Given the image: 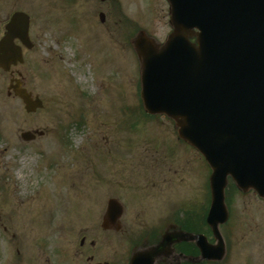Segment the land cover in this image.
<instances>
[{"label": "rangeland", "instance_id": "1", "mask_svg": "<svg viewBox=\"0 0 264 264\" xmlns=\"http://www.w3.org/2000/svg\"><path fill=\"white\" fill-rule=\"evenodd\" d=\"M16 10L32 16L35 46L27 50L26 63L13 70L22 72L26 87L45 107L28 113L22 99L8 93L11 74L0 70V264H90L92 239L102 255L98 261L125 258L123 234L104 231L100 222L106 198L119 189L115 160L106 156L115 146L103 138L108 130H131L140 184L149 179L146 167L139 166L144 148L150 153L166 144L170 154L180 153L171 170L160 166L167 173L151 192L156 193L152 209L134 210L147 198L128 200L134 210L123 218L133 233L128 243L156 216H168L167 221L189 210L195 214L201 202L204 213L210 205L207 163L186 150L172 120L146 117L139 99L140 66L131 39L144 29L165 41L172 29L167 1L0 0V37ZM42 130L45 134L35 140L22 137ZM36 193L34 201L26 200ZM227 194L241 200L250 196L233 186ZM232 205L233 218L221 227L230 250L226 264H264L262 204L255 199ZM38 212L46 219L32 220ZM53 214L56 218H50ZM88 227L91 234L81 232ZM83 234L87 247L79 245ZM78 249L87 253L80 257Z\"/></svg>", "mask_w": 264, "mask_h": 264}, {"label": "water", "instance_id": "2", "mask_svg": "<svg viewBox=\"0 0 264 264\" xmlns=\"http://www.w3.org/2000/svg\"><path fill=\"white\" fill-rule=\"evenodd\" d=\"M168 1L173 32L167 40L158 43L143 30L132 39L140 58L142 99L150 114L175 120L180 137L210 164L213 198L208 220L219 242L213 247L199 244L204 257L222 259L227 249L219 225L229 218V178L241 190L255 189L264 197V0ZM30 23L31 16L16 12L6 25L0 40L4 71L24 63L23 49L15 41L20 38L32 47ZM16 82L12 88L28 112L44 106L23 82ZM35 136L22 134L28 141ZM163 238L152 251L135 252L131 264H153L158 255L172 251L174 243L195 236L179 231Z\"/></svg>", "mask_w": 264, "mask_h": 264}, {"label": "flooded vegetation", "instance_id": "3", "mask_svg": "<svg viewBox=\"0 0 264 264\" xmlns=\"http://www.w3.org/2000/svg\"><path fill=\"white\" fill-rule=\"evenodd\" d=\"M16 74V72H14ZM104 139L108 140V142H113L115 146H109L108 152L106 153V156L112 158L115 160L114 165V177L116 178L115 184L119 186V189L116 190L114 193L111 194V196L107 197L108 200L107 205L104 208V212L101 214L102 220V228L107 231H118L123 234V241L125 243L124 248H126L125 251V258H115L112 261H98L99 255L96 252V242L94 239H92L90 245H92V251L87 257V260L90 264H130L131 263V256L133 254L132 251L136 250L138 248L139 251H143L144 253H147L149 250L152 251L157 244H160L163 239V234H167L169 232L175 233L176 231L179 232L177 227L182 229L185 233L193 234L197 236V239L188 240L185 238L184 240H180L179 243L174 244V250H175V256L174 257H161L159 256L153 264H226L227 260L223 261H210L205 260L202 258V251L201 248L198 245V242H200L199 237L201 235L205 236L206 239H208L209 243L213 244L215 242L214 239V232L213 228L210 227L208 223V217L207 213L209 211V207L205 208L203 213V204L204 202H201L202 206H199L196 210V213L193 214L192 211H187L185 216L176 217L165 219L168 217L160 216L157 218L154 224L149 226H140V234L137 237V239H132L131 244L128 243L129 236H132L130 232V228L125 229V224L123 221L124 216H126L127 211H134V210H145L150 207L152 209V203L155 202V199L152 200L156 196V193H152V191H155L157 182H159V176H164L167 171L160 170V166H166L169 165V170L173 168V166H170V163L173 164L172 160H175L179 155L177 153L170 154L172 151H169L170 149L167 148V145L164 144V146H155L153 147V150L150 151V153H147V148H144V151L142 152V155H144L145 158L142 159L141 163L139 164L140 167H146L147 169V176L149 177L148 181L142 182L143 184L138 183L139 177L137 176V165H136V154H135V148L134 144L130 143V138L132 137V132L128 128H119L115 130H108V132H105ZM87 137V136H86ZM91 140L90 138H87L86 141ZM85 141V142H86ZM93 141V140H92ZM84 142V141H83ZM185 148L188 151V149L196 153L197 156H202L199 151H196L193 149L189 144L184 143ZM116 149V150H115ZM179 148L177 146L175 147V152H178ZM164 155V156H162ZM171 155V156H170ZM177 155V156H176ZM101 157V156H100ZM102 158V157H101ZM105 156L102 158L104 159ZM170 159V160H169ZM169 160V162H168ZM168 162V164H167ZM99 176V175H98ZM106 181V175L104 176ZM168 182L167 175L165 176L164 183ZM235 190L238 191V193L241 194H247L250 195L249 197H245L244 199H238L237 197H229L228 205L230 208V221L233 218V201H244V200H257L259 204H262V207L264 208V198L257 193V191L254 189H251L246 192H242L237 188V186L232 185ZM231 186V187H232ZM162 193L165 192V189L159 190ZM134 193H137L139 195L134 196ZM165 195L168 194L167 191L164 193ZM169 195V194H168ZM159 196V195H158ZM38 197V194L36 193L34 196H29L26 199L27 201H34ZM133 197H141V198H147L144 199L139 207L134 208V210H131L130 203L128 200H130ZM115 199L118 201L117 203L112 202V200ZM37 203V201H35ZM112 202V204H111ZM210 204V201L207 203ZM112 205V207H111ZM157 205V204H156ZM186 205V204H185ZM112 209H111V208ZM202 211V212H201ZM112 212H123V214H117L118 217H113L109 215V213ZM108 213V215H106ZM232 214V215H231ZM116 215V216H117ZM50 218H56V215H51ZM32 220L35 219H46L45 216H41L38 212V215L32 216ZM105 219V221H104ZM1 221V220H0ZM11 221H14V218H11ZM229 221V223H230ZM176 222V223H174ZM227 223V224H229ZM160 224L163 225V228L159 230ZM226 224V225H227ZM165 226V227H164ZM228 226V225H227ZM93 227H88L87 229H83L81 232H88L91 234V230ZM90 236V235H89ZM13 237H16V233H13ZM87 238L88 235L83 234L82 238H80L81 247H87ZM94 246V247H93ZM79 247V249L81 248ZM78 249L80 255V250ZM87 253V250H83L81 255H85ZM80 255V257H81ZM184 255V256H183Z\"/></svg>", "mask_w": 264, "mask_h": 264}]
</instances>
